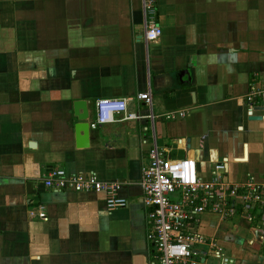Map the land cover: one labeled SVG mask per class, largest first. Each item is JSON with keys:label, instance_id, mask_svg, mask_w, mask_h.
Masks as SVG:
<instances>
[{"label": "crops", "instance_id": "1", "mask_svg": "<svg viewBox=\"0 0 264 264\" xmlns=\"http://www.w3.org/2000/svg\"><path fill=\"white\" fill-rule=\"evenodd\" d=\"M155 7L161 36L146 48L141 0H0V264H157L139 186L149 122L104 125L78 148L77 100L90 119L102 98L130 99L129 111L145 114L136 95L149 90L157 115L187 111L156 122L169 158L194 159L205 180L220 162L230 182L264 178V101H246L251 85L264 87V0ZM55 168L121 183L128 206L108 211L102 192L46 188ZM241 222L253 243L245 264H264L262 239ZM235 231L225 241L246 237Z\"/></svg>", "mask_w": 264, "mask_h": 264}, {"label": "built area", "instance_id": "2", "mask_svg": "<svg viewBox=\"0 0 264 264\" xmlns=\"http://www.w3.org/2000/svg\"><path fill=\"white\" fill-rule=\"evenodd\" d=\"M155 4L156 0H141L142 39L146 48L161 36ZM136 99L147 108L145 114L129 111L130 99H98L89 125L91 130H96L116 122H149L151 144L139 186L140 202L147 212L146 238L154 248L157 264H215L214 261L228 264L222 258L218 243L200 232L201 217L205 214L242 218L264 243V178L250 176L241 182H230L225 177V162L214 164L208 180L201 178L194 159L169 158L157 140L156 122L159 119L181 120L187 111L178 109L157 115L149 90L136 95ZM246 101L251 108L258 101H264V87L251 85ZM43 184L55 191L102 192L108 211L129 204L119 195L121 183L101 182L92 174H68L63 168H55L48 172ZM36 215L40 219L46 218L45 207L40 206Z\"/></svg>", "mask_w": 264, "mask_h": 264}, {"label": "rangeland", "instance_id": "3", "mask_svg": "<svg viewBox=\"0 0 264 264\" xmlns=\"http://www.w3.org/2000/svg\"><path fill=\"white\" fill-rule=\"evenodd\" d=\"M204 217L201 220L202 223H204L202 231L204 230V233H206L208 226L211 229L213 228L212 235L216 234L215 240H216V242L218 241L222 247L221 248L222 254H223L222 258L226 259V263H228V264H245V263H247L249 261V260H247V258L251 253V252H249L247 254V252L249 249H251V247H253V243L249 242L248 236L246 235V231L240 230V229H242L241 228L242 227L241 221H243L244 219H241V221H240V220H237V218H235L234 216H227L225 218L219 219V217H215V215L209 216V217L207 216V219H205ZM239 222H241V223H239ZM225 223L229 227H227L225 225ZM218 226H220L219 229L217 228ZM229 230L231 232L233 231L235 233H236L235 230H239L240 234L245 235L246 237H243V236L235 237L236 238L235 243H229L228 241H225V239H224V236L227 234V231H229ZM220 235L221 236L223 235V236L220 237ZM226 238L231 239L230 236H228ZM237 238H240V239H237ZM231 241H233V239ZM227 243L233 245L232 248H229V246L226 245ZM217 262L218 261H214L215 264Z\"/></svg>", "mask_w": 264, "mask_h": 264}, {"label": "water", "instance_id": "4", "mask_svg": "<svg viewBox=\"0 0 264 264\" xmlns=\"http://www.w3.org/2000/svg\"><path fill=\"white\" fill-rule=\"evenodd\" d=\"M143 38L142 36L140 37ZM259 108V107H258ZM264 109V107H262ZM254 110V109H253ZM74 116L77 119V123L74 126L75 131V143L78 148H84L89 145L90 136V115L87 109V101L77 100L73 103ZM248 119L251 121L261 120V116L253 115L252 110L248 112Z\"/></svg>", "mask_w": 264, "mask_h": 264}]
</instances>
